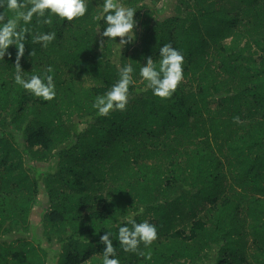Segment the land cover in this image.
Here are the masks:
<instances>
[{
  "label": "trees",
  "instance_id": "16d2710c",
  "mask_svg": "<svg viewBox=\"0 0 264 264\" xmlns=\"http://www.w3.org/2000/svg\"><path fill=\"white\" fill-rule=\"evenodd\" d=\"M125 3L138 24L122 53L101 48L97 0L44 26L47 49L26 43L20 66L52 68V101L15 84L14 46L0 61V264H102L100 237L141 208L157 239L137 253L114 240L120 264H264V0ZM164 44L184 78L160 99L138 63ZM124 64L126 110L99 117L93 101Z\"/></svg>",
  "mask_w": 264,
  "mask_h": 264
},
{
  "label": "clouds",
  "instance_id": "9594fccd",
  "mask_svg": "<svg viewBox=\"0 0 264 264\" xmlns=\"http://www.w3.org/2000/svg\"><path fill=\"white\" fill-rule=\"evenodd\" d=\"M92 0H0V61L10 57L9 48L16 49L15 72L13 79L28 94L43 101H52L56 97V85L52 68L46 73H33L26 78L25 71L20 66L25 55V45L39 44L42 48L56 39L55 31H42L44 26H52L53 22L65 24L84 18L89 13ZM97 11L92 16L96 21L97 34L100 33L101 48L113 45L115 53L136 40L138 21L134 19L137 9L125 3V0H97ZM103 22L101 26L100 22ZM102 29V32L100 31ZM97 36V35H96ZM28 37L29 39H26ZM119 38V40H117ZM31 57L35 55L32 50ZM159 60L145 58L140 64L139 78L144 84L142 91L150 90L154 97L167 99L176 91L184 78V58L179 50L171 44L159 48ZM118 79L103 95L95 97L92 107L99 117H106L113 111L126 110L129 99V88L136 83L134 68L131 64L119 66ZM239 122V118H235ZM143 208L132 216L125 217L115 227L117 232L108 230L100 237L104 245L102 264H120L116 258V247L113 241L119 242V247L125 253H137L141 245L149 247L157 239V228L147 220L137 222L135 216L142 215Z\"/></svg>",
  "mask_w": 264,
  "mask_h": 264
},
{
  "label": "rangeland",
  "instance_id": "374dc122",
  "mask_svg": "<svg viewBox=\"0 0 264 264\" xmlns=\"http://www.w3.org/2000/svg\"><path fill=\"white\" fill-rule=\"evenodd\" d=\"M159 7H160V5L157 6V8H159ZM39 213H40L39 210H34V212L32 213V217H33L34 221H38Z\"/></svg>",
  "mask_w": 264,
  "mask_h": 264
}]
</instances>
